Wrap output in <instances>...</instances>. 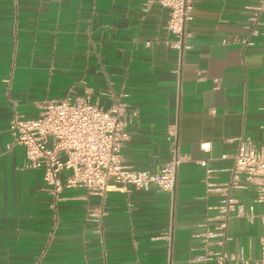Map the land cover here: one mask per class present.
<instances>
[{"label":"crops","instance_id":"0c3cea01","mask_svg":"<svg viewBox=\"0 0 264 264\" xmlns=\"http://www.w3.org/2000/svg\"><path fill=\"white\" fill-rule=\"evenodd\" d=\"M258 4L195 0L180 59L159 4L0 0V264H220L203 258L219 249L205 238L219 232L215 189L231 180L240 138L264 151V14L257 33L248 28ZM62 98L122 105L129 167L159 171L176 139L184 161L174 195L70 189L55 213L42 171L25 168L9 125ZM240 185L232 194L242 215L228 223L225 250L243 260L224 264H259L263 205L244 178ZM99 207L100 223L90 215Z\"/></svg>","mask_w":264,"mask_h":264},{"label":"built area","instance_id":"2783aa9c","mask_svg":"<svg viewBox=\"0 0 264 264\" xmlns=\"http://www.w3.org/2000/svg\"><path fill=\"white\" fill-rule=\"evenodd\" d=\"M154 4L168 10L166 28L174 36L170 44L181 59L190 48L187 26L193 20L195 0H145L144 10L148 11ZM261 14H264V0H259L256 12L249 18L248 28L252 34L257 33L255 27ZM122 109L119 103L105 110L88 100L48 99L40 105L37 117L28 119L15 115L10 121L14 142L24 149L25 168L42 171L55 213L62 194L70 189H83L102 198L114 185L141 190L156 188L174 195L179 168L184 161L177 140L171 141L170 157L159 171L129 167L121 155L122 142L129 137ZM242 178L247 186L253 187L257 202L263 205L264 222V151L257 149L250 138L239 139L231 180L215 189L221 193L219 232H207L205 238L207 244L214 243L219 249L207 251L204 259H215L220 264L243 260L225 250L229 240L228 223L233 216L242 215L241 206L232 194L233 189L244 187L240 185ZM103 214L99 207L90 215L100 223ZM212 238L218 240L212 242ZM259 264H264V246Z\"/></svg>","mask_w":264,"mask_h":264}]
</instances>
